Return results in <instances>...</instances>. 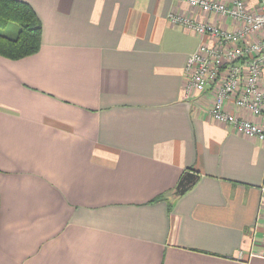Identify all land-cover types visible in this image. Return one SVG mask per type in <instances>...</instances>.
<instances>
[{
	"label": "crops",
	"instance_id": "obj_1",
	"mask_svg": "<svg viewBox=\"0 0 264 264\" xmlns=\"http://www.w3.org/2000/svg\"><path fill=\"white\" fill-rule=\"evenodd\" d=\"M20 1L42 33L0 56V264H264V142L184 96L202 39L180 22L236 24L175 0Z\"/></svg>",
	"mask_w": 264,
	"mask_h": 264
},
{
	"label": "built area",
	"instance_id": "obj_2",
	"mask_svg": "<svg viewBox=\"0 0 264 264\" xmlns=\"http://www.w3.org/2000/svg\"><path fill=\"white\" fill-rule=\"evenodd\" d=\"M175 1L231 19L237 26L226 31L207 22H180L202 39L185 65V98L211 93L213 101L207 113L212 119L264 142V0H257L254 8L248 0ZM179 20L172 17L174 22ZM241 112L258 118L259 123L249 121ZM253 255L264 259V245Z\"/></svg>",
	"mask_w": 264,
	"mask_h": 264
},
{
	"label": "trees",
	"instance_id": "obj_3",
	"mask_svg": "<svg viewBox=\"0 0 264 264\" xmlns=\"http://www.w3.org/2000/svg\"><path fill=\"white\" fill-rule=\"evenodd\" d=\"M42 26L33 9L20 0H0V56L19 60L36 54Z\"/></svg>",
	"mask_w": 264,
	"mask_h": 264
},
{
	"label": "water",
	"instance_id": "obj_4",
	"mask_svg": "<svg viewBox=\"0 0 264 264\" xmlns=\"http://www.w3.org/2000/svg\"><path fill=\"white\" fill-rule=\"evenodd\" d=\"M196 179L197 176L194 173H186L177 186V192L179 194L185 193L194 184Z\"/></svg>",
	"mask_w": 264,
	"mask_h": 264
}]
</instances>
